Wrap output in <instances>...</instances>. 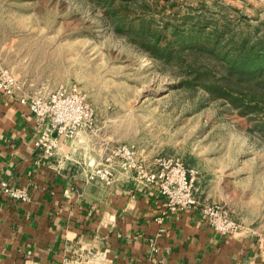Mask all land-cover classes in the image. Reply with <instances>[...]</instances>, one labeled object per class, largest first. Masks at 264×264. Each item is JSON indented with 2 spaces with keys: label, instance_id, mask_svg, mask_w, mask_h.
I'll use <instances>...</instances> for the list:
<instances>
[{
  "label": "rangeland",
  "instance_id": "rangeland-1",
  "mask_svg": "<svg viewBox=\"0 0 264 264\" xmlns=\"http://www.w3.org/2000/svg\"><path fill=\"white\" fill-rule=\"evenodd\" d=\"M113 4L0 0V68L14 76L22 96L77 87L93 113L85 130L97 148L124 143L142 158L175 157L196 169L198 198L225 205L240 225L236 233L252 236L264 253V102L247 114L244 106L255 104L249 94L241 105L209 92V83L224 85L216 59L184 52L165 60L143 46L156 32L173 38L174 26L196 22L228 21L235 30L262 33L264 0ZM146 23L145 42L121 30Z\"/></svg>",
  "mask_w": 264,
  "mask_h": 264
},
{
  "label": "crops",
  "instance_id": "crops-1",
  "mask_svg": "<svg viewBox=\"0 0 264 264\" xmlns=\"http://www.w3.org/2000/svg\"><path fill=\"white\" fill-rule=\"evenodd\" d=\"M20 95L0 91V264H264L252 236L216 234L198 206L166 213L119 160L111 184L89 179L109 144L97 148L85 129L60 137L48 158ZM3 183L29 198H11Z\"/></svg>",
  "mask_w": 264,
  "mask_h": 264
},
{
  "label": "built area",
  "instance_id": "built-area-1",
  "mask_svg": "<svg viewBox=\"0 0 264 264\" xmlns=\"http://www.w3.org/2000/svg\"><path fill=\"white\" fill-rule=\"evenodd\" d=\"M16 88L14 76L0 68V91L7 96H15ZM19 101L27 105L37 119L35 145L48 158L54 157L60 137L73 139L80 130L91 127L93 113L75 86L60 85L46 94L20 95ZM114 160H119L139 182L163 197L166 213L183 212L198 206L201 220L216 234L234 235L240 229L225 205L199 200L195 185L197 171L179 158L157 156L145 159L128 144L108 146L105 165L95 167L89 173V179H100L111 184L115 177L112 167ZM2 185L4 192L13 199L23 201L29 198L24 188H13L7 183Z\"/></svg>",
  "mask_w": 264,
  "mask_h": 264
},
{
  "label": "trees",
  "instance_id": "trees-1",
  "mask_svg": "<svg viewBox=\"0 0 264 264\" xmlns=\"http://www.w3.org/2000/svg\"><path fill=\"white\" fill-rule=\"evenodd\" d=\"M114 1L106 0L111 7L114 6ZM186 23L190 24L191 21ZM209 26L208 22L193 23L188 29L176 25L172 29L173 38L166 37L161 31L156 32L153 34L155 38L149 39L148 44L143 43V46L155 52V57L165 60L178 59L182 57L181 54L187 52L188 56L201 55L221 62L224 69L223 88L216 84L212 85L208 79L204 82L210 85L206 83L205 86L212 94L219 92L218 96L225 97L234 104L237 101L241 105L244 104L245 93L249 94L252 98L250 101H255V104L245 105L243 112L250 114L256 110L259 103L264 102V31L260 33L256 28L252 31L247 29L238 31L231 27L228 21ZM121 30L134 31L140 38L136 40L145 42V37L149 36L146 33L150 32L151 28L146 23L138 27L123 25ZM226 88L235 90L239 96L234 98L235 95L231 96V91Z\"/></svg>",
  "mask_w": 264,
  "mask_h": 264
}]
</instances>
